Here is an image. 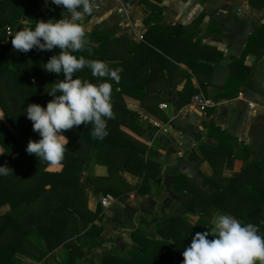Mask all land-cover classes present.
<instances>
[{
  "label": "trees",
  "instance_id": "obj_1",
  "mask_svg": "<svg viewBox=\"0 0 264 264\" xmlns=\"http://www.w3.org/2000/svg\"><path fill=\"white\" fill-rule=\"evenodd\" d=\"M139 1L150 11L142 19L144 28L138 41L124 35L111 37L115 29L97 27L81 36L97 44L82 46L69 18L55 33L47 28L38 0H0V205H9L0 214V264H23L19 251L44 258L60 245L73 253L68 263L82 257L79 223L85 225L88 237L103 230L95 223L102 207L97 203L91 210L87 205L82 180L87 163L105 168L103 175L86 173L97 192L121 199L131 192H158L149 180L160 188V166L146 157L147 144L133 135L141 131L136 124L138 113L127 107L124 97L143 105L151 81L160 77L168 82L171 70L177 69L184 80L178 104H188L204 89L212 70L198 59L216 62L223 53L200 45L197 38L193 41L196 33L191 26L199 22L201 14L188 26L164 24L161 0ZM248 3L264 6V0ZM58 7L59 2L53 3L46 13L56 17ZM6 26L15 31L9 35L10 42H6ZM15 38L16 47L11 50ZM254 46L258 58L264 52V21L229 63L221 92L213 104L203 107L200 120L216 141L214 146L199 145L214 172L226 157L240 159V171L210 194L188 178L192 187L186 184L184 205L195 214V221L182 215L162 219L156 224L158 239L145 236L137 226L130 231L137 249L124 257L105 255L101 264H221V254L239 240H261L264 264V164L248 160L256 152L211 117L216 103L235 97L250 77L252 67L244 61ZM199 70L205 71V79H200ZM192 78L197 79V87ZM42 124L65 136L66 143L43 133ZM233 141H239L240 148L235 149ZM50 163L61 167L49 169ZM122 171L140 177L139 185L122 181ZM182 175L172 177L174 190L179 191ZM204 182L209 183V178L204 177ZM213 207L238 218L233 233L221 237L219 226L210 221ZM97 242L87 246L88 264H95L90 249Z\"/></svg>",
  "mask_w": 264,
  "mask_h": 264
},
{
  "label": "crops",
  "instance_id": "obj_2",
  "mask_svg": "<svg viewBox=\"0 0 264 264\" xmlns=\"http://www.w3.org/2000/svg\"><path fill=\"white\" fill-rule=\"evenodd\" d=\"M38 1L39 9L43 14L47 7L59 2L60 8L54 20L57 23L58 20L60 23L62 14L69 13L67 8L71 7L70 12L73 16L67 18L72 20L74 34L80 39L83 34L98 27L106 30L115 29L111 37L124 35L138 41L144 28L142 19L150 11L147 6L136 0L135 6L140 16L135 22L138 27L136 28L138 36L131 37L127 32L129 29L125 27L126 23L124 24V21L128 19L127 9H129L124 0ZM159 5L163 10L162 23L164 24L179 23L188 26L201 14L199 22L191 26L196 33L193 41L196 38L199 39L200 45L221 51L223 57L216 62L198 59L200 62L211 65L212 70L204 89L193 95L192 102L188 104H178V93L184 80L180 79L177 69L171 70L168 82L160 77L151 81L150 87L146 90L149 98L143 100V105L135 98L124 97L127 107L138 113L136 124L141 131L139 134L132 132L133 135L147 144L146 157L160 166V188L149 180V184L158 192L155 194L131 192L123 199L114 198L111 205L104 208L99 202V192L95 191L93 184L86 179L85 175L83 181L88 207L94 210L97 203L102 207L101 218L95 221L97 225L102 226L100 235L88 237L84 233L85 225L80 222L79 246L83 255L74 263H68L73 253L66 246L60 245L44 258H37L19 251L17 256L23 264H88L90 254L87 246L97 240L99 242L90 249L95 264H101L105 255L127 256V252L138 247L130 237V231L135 227H140L145 236L158 239L160 238L156 232L158 221L175 215L185 216L192 222L196 220L195 214L184 205L188 197L185 188L187 185L191 186L187 183L188 178L193 179L198 186L210 194L215 188L224 184L227 177L235 176L240 171L243 162L236 157H226L221 164H218L221 167L217 168L216 172L204 158L199 145L214 146L216 141L202 127L200 120L204 117V111L199 108L194 98L198 96L212 102L215 95L221 92L229 74V63L239 56L253 29L264 21V6L254 7L248 3V0H161ZM46 17L45 15L43 23L52 33L57 32L62 25L58 29L51 28L50 23H45ZM80 27L84 31L78 33L76 29ZM81 41L82 46L97 44L96 41L88 39H81ZM13 42L16 44V38L12 40ZM15 47L10 46L11 50ZM255 51L254 46V51L247 54L244 61L246 65L252 67L250 77L240 86L235 97L221 99L216 103L211 117L216 125L230 135L241 138L243 144L256 152L250 155L248 160L256 159L264 164V110L259 106L264 98V52L256 58ZM180 67L185 65L180 63ZM198 73L200 79H205V71L199 70ZM191 81L194 87L198 86L197 79L192 78ZM249 102H255V107L249 108ZM0 112L2 114L1 109ZM56 133L58 137L64 139L63 142H59L50 134L46 133V135L60 144H65L67 141L65 136ZM232 144L235 149L241 146L239 141H233ZM50 166H56L53 169H59L57 163H50L49 169ZM85 170L94 175L105 173L104 166L98 163H91ZM180 173L184 175H182L183 182L177 185L178 191L172 188L171 183L172 177ZM120 176L122 181L130 186H138L141 181L140 177L127 171L120 172ZM204 177H208L210 182L206 184ZM208 197V203H211L210 196ZM8 209L7 203L0 205V214ZM209 210L210 221L219 226L221 237L236 230L238 218L235 215L217 207ZM262 257L263 242L261 240H239L221 254V264H262Z\"/></svg>",
  "mask_w": 264,
  "mask_h": 264
},
{
  "label": "rangeland",
  "instance_id": "obj_3",
  "mask_svg": "<svg viewBox=\"0 0 264 264\" xmlns=\"http://www.w3.org/2000/svg\"><path fill=\"white\" fill-rule=\"evenodd\" d=\"M124 1H126L127 2V4H128V6H129V9H127V13H128V19H126L125 21H124V24L126 23V26L125 27H127V29H129L127 32H128V34L131 36V37H137L138 36V34H137V32H138V29H136V28H138L137 26H136V24H135V22H136V19H138L140 16H139V13H138V10L136 9V6H135V3H136V0H124ZM116 6H118V4L116 5ZM48 8V7H47ZM47 8L45 9V10H47ZM59 8H60V6L57 8V12L59 11ZM70 8V9H69ZM72 8H74V7H72ZM68 9V11L67 12H69L67 15L66 14H62L60 17H61V21H60V23H59V20H58V23L57 22H54V20H55V17H52V16H50L49 14H47L46 12L47 11H45V15L47 16L46 17V19H45V23L46 24H48V23H50V27L51 28H54V29H58V28H60V26L62 25L61 23H64L65 21H66V18L69 16V17H72L73 15H71L72 14V12H70L71 11V7H68L67 8ZM39 12L41 13L42 11L39 9ZM66 12V13H67ZM43 14V13H42ZM44 15V16H45ZM44 16H43V19H44ZM70 21H72L71 19H70ZM132 21V22H131ZM22 23H25L26 21H25V19H22V21H21ZM59 26V27H58ZM12 30V29H11ZM86 30V29H85ZM5 31H6V28H5ZM76 31L79 33V32H83L84 31V29H82V27H80V28H77L76 29ZM12 32H15V31H13L12 30ZM6 42H7V40H10V37H8L10 34H8L7 32H6ZM10 42V41H9ZM10 45H11V47L12 48H14L15 46H16V44H15V42H13L12 43V41H11V43H10ZM13 45V46H12ZM118 47V46H117ZM121 47V46H120ZM119 47V48H120ZM120 52H122V48H120ZM120 52H118L117 54H119L118 56H121L122 54L120 53ZM0 117H2V114H1V112H0ZM40 130L42 131V132H44L45 134L47 133L48 135L50 134V136L52 135V136H54V138H57V140L59 141V142H63V140L64 139H61L60 137H58L57 136V133L54 131V130H52L49 126H46V125H44V124H42L41 126H40ZM0 151H2V149H1V147H0ZM58 164V163H57ZM90 164L91 163H87V164H85L84 165V167H83V175H82V180H84L85 179V175H86V173H87V171L85 170V169H87L88 168V166H90ZM59 166H58V168H60V164H58ZM51 168L50 169H53V168H55L56 166H50ZM55 170H57V168L55 169ZM42 260V259H41Z\"/></svg>",
  "mask_w": 264,
  "mask_h": 264
},
{
  "label": "built area",
  "instance_id": "obj_4",
  "mask_svg": "<svg viewBox=\"0 0 264 264\" xmlns=\"http://www.w3.org/2000/svg\"><path fill=\"white\" fill-rule=\"evenodd\" d=\"M6 32L8 34H14L15 32H12L11 28H9V26H6ZM195 101L197 103V105L199 106V108L202 110L203 107L205 105H208V104H213V101L212 102H209L203 98H199L198 96H196L195 98ZM160 106H164V104H160ZM259 106L261 107V109L264 110V98L261 100V102L259 103ZM248 107L249 108H254L255 107V102H249L248 103ZM114 201V197L111 196L110 194L106 193V194H102V196L99 197V202L101 204L102 207L104 208H107L111 205V203Z\"/></svg>",
  "mask_w": 264,
  "mask_h": 264
},
{
  "label": "water",
  "instance_id": "obj_5",
  "mask_svg": "<svg viewBox=\"0 0 264 264\" xmlns=\"http://www.w3.org/2000/svg\"><path fill=\"white\" fill-rule=\"evenodd\" d=\"M17 32H19V29L17 30ZM88 51H89V52H92V47H89V48H88ZM100 196H102V192H99V197H100Z\"/></svg>",
  "mask_w": 264,
  "mask_h": 264
}]
</instances>
